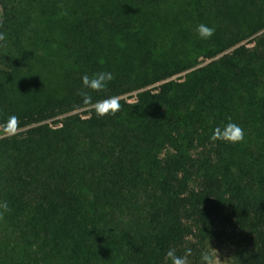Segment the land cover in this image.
<instances>
[{
	"label": "trees",
	"instance_id": "16d2710c",
	"mask_svg": "<svg viewBox=\"0 0 264 264\" xmlns=\"http://www.w3.org/2000/svg\"><path fill=\"white\" fill-rule=\"evenodd\" d=\"M0 8V264H200L213 243L264 264V0ZM100 71L103 118L79 95ZM228 122L243 139L211 142Z\"/></svg>",
	"mask_w": 264,
	"mask_h": 264
},
{
	"label": "clouds",
	"instance_id": "9594fccd",
	"mask_svg": "<svg viewBox=\"0 0 264 264\" xmlns=\"http://www.w3.org/2000/svg\"><path fill=\"white\" fill-rule=\"evenodd\" d=\"M214 31L215 29L213 27H209L206 24H199L195 29L197 37L201 40L210 39L213 36ZM3 38V35L0 34V39ZM113 78V74L108 71L96 72L91 76L85 74L81 77V90L79 92L81 103L85 106L90 105L94 109L97 118L115 115V113L120 109V104L115 96L108 97L107 99L93 100V94L103 92ZM17 124L18 118L13 115L8 118L3 125V128L7 133H12ZM243 135V130L238 124L228 122L215 127L212 130V134L209 139L213 143L219 142L225 144H235L243 139ZM6 211H8L7 203L0 202V215ZM190 255V250L186 251L184 255L179 256L176 254L174 249H169L166 252L165 257L168 264H188L187 258ZM200 264H211V258L207 252L201 253Z\"/></svg>",
	"mask_w": 264,
	"mask_h": 264
},
{
	"label": "rangeland",
	"instance_id": "374dc122",
	"mask_svg": "<svg viewBox=\"0 0 264 264\" xmlns=\"http://www.w3.org/2000/svg\"><path fill=\"white\" fill-rule=\"evenodd\" d=\"M2 20V11L0 8V21ZM184 75H178L175 77V79H181ZM125 99L128 102H132L135 99V95L134 94H130L128 96H125ZM82 111H80V113H82ZM60 118L55 119V120H51L48 123L51 126H54L56 121H59ZM5 136V134H3L2 132V128L0 126V138ZM205 252H207L211 258V264H232V251L231 249L225 245V244H208L205 248ZM219 258V259H218Z\"/></svg>",
	"mask_w": 264,
	"mask_h": 264
}]
</instances>
